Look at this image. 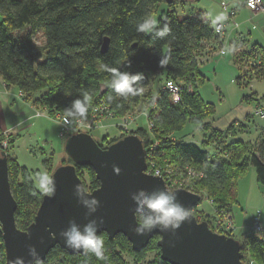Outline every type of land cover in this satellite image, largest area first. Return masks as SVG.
<instances>
[{"label":"trees","instance_id":"1","mask_svg":"<svg viewBox=\"0 0 264 264\" xmlns=\"http://www.w3.org/2000/svg\"><path fill=\"white\" fill-rule=\"evenodd\" d=\"M162 2L166 10L158 17V26L167 23L171 29L169 35L160 39L154 33L137 32L136 24L145 16L153 17L158 13ZM176 4L177 0H0V78L7 88L16 87L24 100L44 109L51 117L56 113L65 116L64 109L88 91L93 94V101L87 115L96 105L105 103L113 118H121L133 106L134 98L109 103L107 98L113 94L108 87L111 73L98 71L99 64L103 62L110 69L119 68L132 74L142 73L140 86H146L159 75L161 89L148 94L147 115L152 128L140 127L129 133L137 134L145 149L154 141L158 143L155 153L158 163L173 167L188 164L201 173L194 179L192 188L200 195L205 193L217 206L221 225L212 227L209 216L201 215L200 210L192 213L198 220H206L214 231L232 236L230 229L226 230L222 224L237 202V183L249 164L255 167L257 182L264 184V135L252 153L248 152V143L241 139L225 140L219 147L217 142L221 136L214 139L213 133L220 134V131L212 132L199 142L172 137L188 122L196 124L200 131L209 129L210 123L204 120L211 117L215 107L202 98L199 90L205 81L199 55L205 47L210 52L215 51L223 42L222 34L216 33L209 18L181 17L176 12ZM37 31L43 37L39 46L34 43ZM104 37H108L109 43L107 51L102 53ZM239 55H234L236 61ZM164 56L169 63L162 69L158 62ZM260 64L264 66V53ZM254 75L261 76L258 71ZM166 81L180 86L178 102L162 88ZM226 133L228 137L229 131ZM124 135L104 136L98 144L104 148ZM3 138L0 132V155L2 151L7 153L11 191L17 202L15 221L18 228L25 229L33 220L43 194L36 189L28 171L9 156L8 147H2ZM210 143L216 147L213 152L205 147ZM67 162L72 163V160L68 157L64 163ZM76 170L86 190L98 186L91 167L76 165ZM85 174L88 181L84 179ZM99 235L105 243L103 260L85 252L71 254L56 245L42 264H170L160 257L158 235L139 250H134L121 233L113 238L105 232ZM240 243L245 264L250 261L264 264V232L245 235ZM4 261L0 225V264Z\"/></svg>","mask_w":264,"mask_h":264},{"label":"water","instance_id":"2","mask_svg":"<svg viewBox=\"0 0 264 264\" xmlns=\"http://www.w3.org/2000/svg\"><path fill=\"white\" fill-rule=\"evenodd\" d=\"M109 39L104 37L101 52L108 49ZM64 150L71 162L57 166L51 176L56 183L52 197L43 195L33 220L25 229L16 225V199L11 191L7 153L0 155V225L5 251L3 264H13L17 257L29 260L28 246H34L42 262L47 253L56 245L71 254L83 253L64 245L60 233L69 220L83 225L88 219H102L98 235L105 232L110 238L121 233L131 243L134 250L144 247L158 235L157 245L161 259L170 264H245L240 251L241 243L235 237L214 231L206 220H198L191 212L201 200V195L186 188H176L178 201L189 210L190 221L182 223L175 232H151L137 236L133 231L136 219L134 204L130 194L138 189L152 191L168 189L162 176L148 174L146 169V149L142 139L129 133L108 143L102 148L87 131L69 134ZM77 166H89L95 172L99 184L86 190L78 176ZM99 200L100 206L93 216L86 217V209L74 194L75 186ZM169 190V189H168Z\"/></svg>","mask_w":264,"mask_h":264},{"label":"rangeland","instance_id":"3","mask_svg":"<svg viewBox=\"0 0 264 264\" xmlns=\"http://www.w3.org/2000/svg\"><path fill=\"white\" fill-rule=\"evenodd\" d=\"M227 3L228 1L224 2L225 5ZM237 8L238 6L232 8L229 15L226 12L227 20L224 21V29ZM175 9L181 17L196 15L207 16L210 19L222 12L217 0H177ZM165 10L166 4L162 2L158 13L154 14L152 18L157 20ZM253 40L250 39L251 42ZM42 41V33L37 31L34 34V43L39 46ZM258 41L262 42L264 47V31L259 32ZM218 50L219 48L210 52L209 48L205 47L199 55V60L202 61L200 68L205 75V81L200 85L199 90L202 98L213 103L215 107L211 117L204 120V122L210 123V127L207 130H201L202 138L209 137L212 132L220 131V134L213 133L214 139H217L218 135L221 136L217 142L218 145L220 144L219 147H222L225 140L229 142L234 139H241L248 143L250 148L248 152L252 153L264 135V117H260L252 111L253 109L256 110V107L264 109V66H259L261 54L256 56L254 53L240 52L242 54L239 55L237 61L233 59L232 54H226L216 64L219 58L212 56L217 54ZM256 71L261 76H256V78L254 75ZM141 87L143 93L133 97V106L124 116L127 120V132H123L120 127L122 122L124 123L123 117L107 118L103 121L104 127H97L89 131L97 142L102 143L103 137L107 135L109 137L119 136L122 133L126 135L129 134L130 130H136L140 127L150 128L146 116L149 111L148 94L149 91L153 94L161 89V77L157 75L149 84ZM11 89L12 94L6 95L4 98L6 100L0 99V132L8 124L16 123L34 112L33 109L25 106L22 98L16 96L20 93L16 87H11ZM246 96H252V98L247 100ZM38 109L43 114L33 115L27 121L16 126L12 132L11 142L8 143L7 152L20 167L28 171L36 189L40 191L37 187L36 175L47 172L51 176L53 170L68 159L64 150V143L69 133L62 136L60 134L61 123L48 115L44 109L35 107V110ZM107 121L113 122L111 126ZM197 128L196 124L188 122L180 132H177V135L188 134L187 140L192 139L199 142L200 139H196L197 134L195 133ZM227 131H229L228 137L226 136ZM191 134H193L194 139L190 138ZM205 147L209 152L215 151L216 148L212 143L205 145ZM84 179L88 181L87 174L84 175ZM191 191H194L192 187ZM236 196L237 202L232 205L229 215L223 220V226L226 225V222H230L231 235L237 240H242L245 235L254 232L252 223L256 216L264 231V184L257 182L255 167L252 164H249L244 175L239 178ZM201 197L202 200L194 207L193 211L200 210L201 215L209 216L212 227L218 226L217 223H221L222 218L217 214V206L206 197L205 193H202ZM151 256L152 254L149 255V258ZM250 264L259 263L250 261Z\"/></svg>","mask_w":264,"mask_h":264},{"label":"clouds","instance_id":"4","mask_svg":"<svg viewBox=\"0 0 264 264\" xmlns=\"http://www.w3.org/2000/svg\"><path fill=\"white\" fill-rule=\"evenodd\" d=\"M261 3V0H248V6L254 7ZM227 15L224 12L216 14L212 20V26L217 33L222 31L224 21ZM136 31L140 33H154L157 38L164 39L171 31L167 23L158 26V21L150 16H145L136 24ZM235 45H230L227 49L221 50V55L234 54L237 51ZM159 66L163 69L168 63L167 56L159 59ZM98 71H109L111 73L108 87L112 89V95L108 96L109 103L117 99L128 100L131 97L139 96L143 93L140 82L143 80L142 73H129L120 71L119 68H109L101 62ZM169 88L174 86L170 82ZM174 101H179L178 94L173 96ZM93 101V94L85 91L82 98L74 99L71 105L64 109V124L70 126L75 120H85L87 118L89 105ZM37 187L40 192L48 197H52L56 191V183L53 176L47 172L37 173ZM74 194L77 202L86 209L85 216L90 217L96 213L100 202L94 196L86 193L82 186H75ZM130 199L134 204L133 215L136 219V226L133 231L137 236H143L153 229H159L162 232H175L182 223L190 221V213L177 199V194L168 189H154L147 191L138 189L130 194ZM102 219H88L83 225L75 220H69L67 227L60 233L64 245L73 250H82L85 253L94 255L98 260L105 258V243L98 235L99 226ZM258 234H260L258 232ZM29 260L25 261L23 257H17L13 264H42V260L34 246H28Z\"/></svg>","mask_w":264,"mask_h":264},{"label":"built area","instance_id":"5","mask_svg":"<svg viewBox=\"0 0 264 264\" xmlns=\"http://www.w3.org/2000/svg\"><path fill=\"white\" fill-rule=\"evenodd\" d=\"M244 5L250 9V10H258V11H264V2L261 0V3L259 4H255L254 7H249L248 6V0H244ZM225 8L227 10L228 15L231 14V10H232V6L229 5V3H227L225 5ZM224 30V26L222 28V31L219 32L218 34H222ZM217 33V32H216ZM225 49L224 45H222L217 54H221V50ZM172 83V85L174 86L173 88H169L168 85L169 83ZM162 88L166 91H168V93L170 94L171 99L173 100V96L178 94L180 96V86L177 85L175 82L173 81H166L163 83ZM19 96L22 97V93H19ZM174 101V100H173ZM253 109L252 111L260 116V117H264V109L263 108H259L256 107V110ZM36 115H41L43 114V112H40L39 110H36L35 112ZM147 116V120H148V124H149V129L152 128V123L150 122V119H148V115ZM113 117V113L108 109L107 105L105 103H100L98 105H96L93 109V111L87 115V118L85 120H75L73 121V123L68 126L64 124V118L65 116L60 115L59 113H56L54 118L57 119L61 125V131L60 134L62 136L66 135L67 133L71 134L72 132H77V131H90L94 128L97 127H104V123L103 121H105V119L107 118H111ZM123 121L122 125H120L121 129L123 130V132H127V120L125 117H123ZM1 133L3 134L4 138L1 141V145L3 148L8 147V143H9V136L11 135L10 130L6 129L1 131ZM192 137V136H191ZM190 137V138H191ZM194 139V137H192ZM192 140V139H191ZM158 148V143L156 141H154L153 143H151L147 149H146V169L144 170L146 173L148 174H153V175H159L162 176L163 179L165 180L166 186L169 190H173L176 188H186L191 190L193 181L196 177L200 176L201 173L197 172L192 166L185 164V165H178L173 167L170 164H161L158 163L156 161V157H155V153L156 150ZM194 208L191 209V211H193ZM218 222V221H217ZM218 225H221V223H217ZM224 228L226 230H229L231 228V223L230 222H226V225L224 226ZM252 228L253 231L256 233H261L264 232L262 230V227L259 223L258 218L255 216L253 223H252Z\"/></svg>","mask_w":264,"mask_h":264},{"label":"crops","instance_id":"6","mask_svg":"<svg viewBox=\"0 0 264 264\" xmlns=\"http://www.w3.org/2000/svg\"><path fill=\"white\" fill-rule=\"evenodd\" d=\"M225 1H228L229 5H231L233 8L237 6L238 8L235 10L233 16L231 17V20L225 25V29L222 34L223 37L222 45H224V48L227 49L230 45H235L237 47L238 50L234 54H232L234 60H235L234 55H239L240 52L249 53L253 51L256 56L264 53L263 44L262 42L258 41L259 32L264 31V11H252L248 9L244 5V0H217L219 8L224 13L227 12L224 4ZM250 39H254L253 42H251ZM244 47H246V49H244ZM222 56L224 55L215 54L212 57H217V59L219 58L218 60L216 59L217 60L216 64H217L219 60H221ZM11 90H12L11 87L7 88L4 82L0 78V99L2 101L6 100L4 99L6 95L9 96L12 94ZM16 96L22 98L21 96H19V93ZM22 101L24 102L25 106L30 107L31 109L34 110V112L32 114H28V116L24 117L23 119H21L16 123L8 124V126L2 129V130L9 129L11 135L13 134L12 132L14 131L17 125H20L23 122L27 121L28 119L31 118V116L36 115L35 107L29 101H26L24 99ZM112 123L113 122H109V125L111 126ZM195 133L197 134L196 139H200L199 141H201L203 139L201 131H199V129L197 128ZM187 136L188 134L182 136H178L177 134L172 135V137L174 138L186 137L185 140H187L188 138ZM191 136L193 137V134H191L190 137Z\"/></svg>","mask_w":264,"mask_h":264},{"label":"flooded vegetation","instance_id":"7","mask_svg":"<svg viewBox=\"0 0 264 264\" xmlns=\"http://www.w3.org/2000/svg\"><path fill=\"white\" fill-rule=\"evenodd\" d=\"M90 191V190H89Z\"/></svg>","mask_w":264,"mask_h":264}]
</instances>
